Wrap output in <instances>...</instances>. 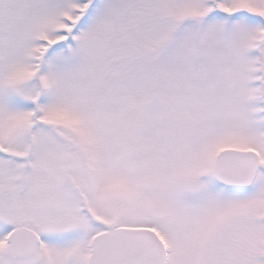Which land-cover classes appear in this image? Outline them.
I'll use <instances>...</instances> for the list:
<instances>
[{
  "label": "snow or ice",
  "instance_id": "obj_1",
  "mask_svg": "<svg viewBox=\"0 0 264 264\" xmlns=\"http://www.w3.org/2000/svg\"><path fill=\"white\" fill-rule=\"evenodd\" d=\"M0 264H264V0H0Z\"/></svg>",
  "mask_w": 264,
  "mask_h": 264
}]
</instances>
